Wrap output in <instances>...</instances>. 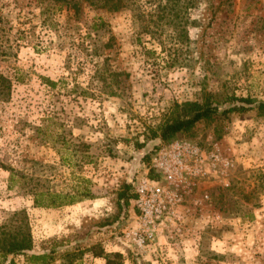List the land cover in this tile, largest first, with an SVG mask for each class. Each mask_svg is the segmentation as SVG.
Returning a JSON list of instances; mask_svg holds the SVG:
<instances>
[{
    "label": "rangeland",
    "instance_id": "obj_1",
    "mask_svg": "<svg viewBox=\"0 0 264 264\" xmlns=\"http://www.w3.org/2000/svg\"><path fill=\"white\" fill-rule=\"evenodd\" d=\"M67 1L0 0V74L10 83L0 92V224L25 211L27 253L49 254L43 264H107L115 253L121 264H264L256 108L170 139L219 151L229 173L183 189L182 223L145 247L128 234L135 185L164 143L152 133L176 103L264 99V0H185L179 30L163 13L143 45L137 17L157 19L165 0H123L118 11ZM52 193L64 195L55 206ZM0 264L32 263L17 254Z\"/></svg>",
    "mask_w": 264,
    "mask_h": 264
},
{
    "label": "trees",
    "instance_id": "obj_2",
    "mask_svg": "<svg viewBox=\"0 0 264 264\" xmlns=\"http://www.w3.org/2000/svg\"><path fill=\"white\" fill-rule=\"evenodd\" d=\"M64 3H68L67 0H61ZM91 4L96 7H108L113 11H118L124 7L123 0H88ZM185 0H165L160 2L154 9L155 13L158 14L157 19H147L146 15L140 14L137 17L139 21V29L137 31L138 42L143 45V35L148 34L153 37L155 28L157 29L160 24V19L164 17V14L169 15L170 24H173L177 30L182 25V20L186 17L188 11V5ZM76 4V3H75ZM162 13V15H160ZM164 13V14H163ZM153 17V16H152ZM151 17V18H152ZM101 22H103L101 20ZM98 26V25H97ZM145 48V46H144ZM46 82L54 84L50 79H45ZM10 85L7 78L0 74V92L5 91ZM227 103L225 107L221 104ZM229 104V105H228ZM256 108L260 115H264V99L255 101L251 97L227 95L223 101L214 95L209 94L204 101H185L182 103H176L174 108L168 117L160 123L155 131L152 133V137H158L164 141H169L174 137L191 133L198 123L204 120H214L220 116H226L235 112L244 113L251 109ZM152 154V153H151ZM151 154L146 153V159L151 158ZM14 172V169H10ZM158 175L154 170L151 171V176L156 177ZM130 187V184L128 185ZM51 202L48 205L55 206L56 200H61L64 195L61 193H52ZM134 197V195H132ZM122 198L126 199L128 205L129 196L122 193ZM38 206H46L37 198L35 200ZM33 249V238L30 231L28 222V216L25 211L18 210L10 214L8 220L0 224V258L3 260L8 259L10 255L26 254L28 261L32 264H43L46 263V259L50 257L49 254H30L28 251ZM97 255H103L104 251H95ZM121 258L120 253H115L114 258L106 255L107 264H121L116 258Z\"/></svg>",
    "mask_w": 264,
    "mask_h": 264
},
{
    "label": "built area",
    "instance_id": "obj_3",
    "mask_svg": "<svg viewBox=\"0 0 264 264\" xmlns=\"http://www.w3.org/2000/svg\"><path fill=\"white\" fill-rule=\"evenodd\" d=\"M230 166L231 162L217 150L207 151L190 141H164L155 149L149 166L135 185L138 213L135 227L128 231L133 241L145 247L167 229L181 224L183 189L218 168L221 175L227 176ZM151 170L158 176L152 177Z\"/></svg>",
    "mask_w": 264,
    "mask_h": 264
}]
</instances>
